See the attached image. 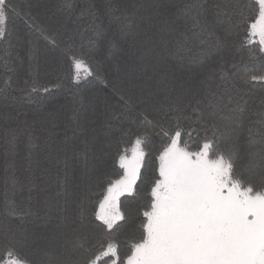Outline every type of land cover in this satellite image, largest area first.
<instances>
[{
    "label": "snow or ice",
    "instance_id": "obj_1",
    "mask_svg": "<svg viewBox=\"0 0 264 264\" xmlns=\"http://www.w3.org/2000/svg\"><path fill=\"white\" fill-rule=\"evenodd\" d=\"M162 7L154 0L123 6L105 0L104 11L115 18L124 36L145 18L157 19L151 33L131 36L126 55L134 58L130 77L137 70L136 79L146 77L150 70L159 72L156 83L168 99L156 112L171 123L165 127L160 120L150 119L132 95L113 85V94L129 108V124L145 129L137 132L131 149L117 153L122 175L107 182L90 217L88 209L77 203L80 226L70 221L53 251L45 254L46 259L21 258L16 244L9 242L3 264H264V66L237 75L238 65L221 57L199 86L187 89L177 87L164 67L172 60L181 66L185 60L203 63L209 51L228 40L239 41L237 52L258 45L264 60V0L250 4L244 0H179L172 5L176 11L171 14L163 13ZM247 9L254 15L246 14ZM13 15L22 16L24 24L52 48L67 35L63 22L41 24L30 13L22 14L14 0H0V39H6ZM87 15L90 23L85 32L99 37L102 33L95 7ZM27 55L30 62L39 56L31 41ZM64 56L71 61L74 80L81 78V72L94 74L91 53L78 54L66 48ZM257 84L262 90L258 103L254 94ZM38 90L49 89L35 81L31 86L25 81V87L19 89L28 98ZM250 110L258 116L255 122L246 118ZM246 119L249 141L255 134L261 138L259 147L249 154L247 174L237 173L235 164L236 143L245 132ZM148 128L162 137L151 171L144 150ZM257 168L259 182L254 179ZM34 180L33 174L27 187L30 198L38 187ZM5 186V214H16L10 195L23 193L25 186L14 171L6 175ZM121 197L138 201L135 208L124 211ZM129 219L138 221V235L121 255L114 234Z\"/></svg>",
    "mask_w": 264,
    "mask_h": 264
},
{
    "label": "trees",
    "instance_id": "obj_2",
    "mask_svg": "<svg viewBox=\"0 0 264 264\" xmlns=\"http://www.w3.org/2000/svg\"><path fill=\"white\" fill-rule=\"evenodd\" d=\"M114 2L123 6L140 0ZM154 2L164 6L161 8L163 13L171 14L176 11L172 5L179 0ZM244 2L250 4L252 0ZM14 3L22 14L30 13L41 24L63 22L67 35L58 47L52 48L24 24L22 16L13 15L8 23L6 39H0V264H3L9 242L16 244L21 258L28 257L38 262L46 259L45 254L53 251L57 238L67 230L70 221H76L75 226H80L77 203L88 209L86 215L90 217L107 182L122 175L116 163L117 153L130 149L137 132L145 129L129 124V108L118 95L113 94V85L132 95L150 119L160 120L165 127L171 123L156 112L168 99L165 91L157 86L159 72L150 70L142 79L135 78L139 75L138 70L135 75H129L134 67V58L126 55L132 44L131 36L151 33L158 23L155 17L138 22L132 33L124 36L115 18L105 14V0H14ZM68 4L70 8L66 7ZM92 7L98 12L96 23L102 33L95 38L91 32H85L90 23L87 11ZM246 14L254 15L250 9ZM29 41L39 49L38 58L31 62L27 55ZM66 48H72L78 54L94 55V74L85 76L81 72V78L74 80L71 61L64 56ZM238 48L239 41L228 40L219 49L209 51L203 63L185 60L181 66L179 61L172 60L164 67L177 87L183 85L187 89L199 86L221 57L238 65L237 75L255 72L264 66L258 45H250L242 52H237ZM25 81L29 86L35 81L49 90H38L28 98L19 91L25 87ZM261 93L257 84L254 88L257 103ZM245 115L253 122L258 119V116L251 115V110ZM253 126L258 127L255 123ZM247 127L248 119L245 132L240 134L236 143L237 173L247 174L249 154L261 143L258 134L249 141ZM146 131L145 162L151 171L162 137L152 128ZM12 171L25 190L15 197L9 194L16 207V214L9 215L4 209L5 180ZM33 174V182L38 187L30 198L27 187ZM254 179L259 182V168ZM121 202L127 212L134 209L138 201L121 197ZM138 228V221L129 219L114 234V242L118 244L121 255L127 251L131 239L138 235Z\"/></svg>",
    "mask_w": 264,
    "mask_h": 264
},
{
    "label": "rangeland",
    "instance_id": "obj_3",
    "mask_svg": "<svg viewBox=\"0 0 264 264\" xmlns=\"http://www.w3.org/2000/svg\"><path fill=\"white\" fill-rule=\"evenodd\" d=\"M131 149V148H130ZM129 155H131V152L129 151Z\"/></svg>",
    "mask_w": 264,
    "mask_h": 264
}]
</instances>
